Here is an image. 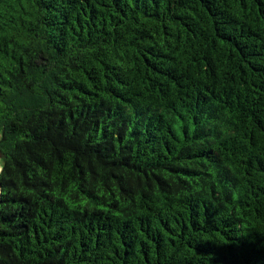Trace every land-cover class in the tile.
<instances>
[{"label": "trees", "instance_id": "trees-1", "mask_svg": "<svg viewBox=\"0 0 264 264\" xmlns=\"http://www.w3.org/2000/svg\"><path fill=\"white\" fill-rule=\"evenodd\" d=\"M0 264H264V0H0Z\"/></svg>", "mask_w": 264, "mask_h": 264}, {"label": "rangeland", "instance_id": "rangeland-1", "mask_svg": "<svg viewBox=\"0 0 264 264\" xmlns=\"http://www.w3.org/2000/svg\"><path fill=\"white\" fill-rule=\"evenodd\" d=\"M0 137H1V132H0ZM2 165H3V163H2V160H1V156H0V175H1Z\"/></svg>", "mask_w": 264, "mask_h": 264}, {"label": "water", "instance_id": "water-1", "mask_svg": "<svg viewBox=\"0 0 264 264\" xmlns=\"http://www.w3.org/2000/svg\"><path fill=\"white\" fill-rule=\"evenodd\" d=\"M1 201H2V191H1V182H0V204H1Z\"/></svg>", "mask_w": 264, "mask_h": 264}]
</instances>
